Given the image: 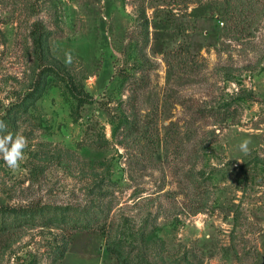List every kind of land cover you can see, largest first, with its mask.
<instances>
[{"label":"rangeland","instance_id":"obj_1","mask_svg":"<svg viewBox=\"0 0 264 264\" xmlns=\"http://www.w3.org/2000/svg\"><path fill=\"white\" fill-rule=\"evenodd\" d=\"M0 121V264H264V0H0Z\"/></svg>","mask_w":264,"mask_h":264},{"label":"clouds","instance_id":"obj_2","mask_svg":"<svg viewBox=\"0 0 264 264\" xmlns=\"http://www.w3.org/2000/svg\"><path fill=\"white\" fill-rule=\"evenodd\" d=\"M67 61L71 62V55L66 54ZM6 128V124L4 121H0V133L4 132ZM247 139L243 140L239 147L241 151L247 152L248 150ZM27 146L26 138L20 134L16 133L13 135L12 133L0 134V155L10 169H16L19 167L20 162L24 159V149Z\"/></svg>","mask_w":264,"mask_h":264},{"label":"trees","instance_id":"obj_3","mask_svg":"<svg viewBox=\"0 0 264 264\" xmlns=\"http://www.w3.org/2000/svg\"><path fill=\"white\" fill-rule=\"evenodd\" d=\"M1 210H5V211H7V212L12 213V212H14L16 209H14V208H1ZM108 250H109L110 252H112V253H116L115 250L112 249V248L109 247V246H108ZM66 252H67V249L64 248L63 251L60 253V259H61V260L65 257Z\"/></svg>","mask_w":264,"mask_h":264}]
</instances>
